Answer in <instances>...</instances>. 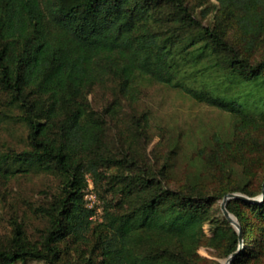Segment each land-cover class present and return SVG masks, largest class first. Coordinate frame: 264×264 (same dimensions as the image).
Instances as JSON below:
<instances>
[{
	"label": "trees",
	"instance_id": "trees-1",
	"mask_svg": "<svg viewBox=\"0 0 264 264\" xmlns=\"http://www.w3.org/2000/svg\"><path fill=\"white\" fill-rule=\"evenodd\" d=\"M217 1L218 21L205 24L186 0H0V88L9 105L19 107L29 143L0 154V177L35 167L63 178L45 208L49 226L41 242H30L17 227L0 247V264H220L197 252L204 223L212 232L208 243L226 257L239 249L229 264H264V199L226 202L241 227V247L238 230L212 215L227 193L260 195L264 172L256 191L172 188L165 167L147 170L128 154H105L102 120L87 98L88 89L107 78L122 94L148 79L217 105L246 132L259 128L264 59L248 53L264 35V0ZM215 139L220 147L207 152V162L225 178L231 162L248 175L264 163V140L252 139L243 151L240 141L228 151L232 138ZM100 165L123 171L109 177L120 185L119 199H110L95 223L85 205V175L93 174L95 184L104 179ZM65 243L75 256L63 258Z\"/></svg>",
	"mask_w": 264,
	"mask_h": 264
},
{
	"label": "rangeland",
	"instance_id": "rangeland-1",
	"mask_svg": "<svg viewBox=\"0 0 264 264\" xmlns=\"http://www.w3.org/2000/svg\"><path fill=\"white\" fill-rule=\"evenodd\" d=\"M186 1L203 23L214 24L218 21L217 0ZM219 22L223 25L224 20ZM227 34L233 39L234 29L229 27ZM248 55L252 60L264 59V35ZM87 98L102 120L101 128L107 143L105 154H128L139 167L147 170L165 167L166 184L172 188H202L209 191L244 185L252 191L259 189L264 163L254 166L253 174L248 175L241 164L231 162L229 177L225 178L209 167L206 155L215 147L219 149L216 137L225 140L232 138L225 150H236L240 141L246 143L242 151L249 150L252 139L264 140V124L246 132L240 129L236 117L217 105L199 103L179 88L148 79L141 80L133 94H122L117 90L116 80L107 78L92 85ZM7 100V93L0 88V154L29 147L28 128L21 119V111L18 106H10ZM249 108L255 110L253 106L249 105ZM99 169L105 171L106 177L96 184L93 174L85 175V205L95 210L96 213L90 215L95 223L102 222L105 204L110 199H119L120 185H114L109 177L123 171L116 166L100 165ZM62 182L59 173L35 167L8 179L0 177V247L8 245L17 227L23 230L30 242H41L49 226L45 208L59 193ZM221 200L213 205L212 215L222 221L226 218L220 207ZM234 221L235 224L228 222L238 230L240 225L236 218ZM202 230L204 242L198 246V254L222 264L227 257L221 249L208 243L212 233L209 223H204ZM63 247L66 250L62 252L64 259L76 255L71 245L65 243ZM15 264L44 262L28 260Z\"/></svg>",
	"mask_w": 264,
	"mask_h": 264
},
{
	"label": "water",
	"instance_id": "water-1",
	"mask_svg": "<svg viewBox=\"0 0 264 264\" xmlns=\"http://www.w3.org/2000/svg\"><path fill=\"white\" fill-rule=\"evenodd\" d=\"M230 198H241V199L249 200L252 202H260V201H262V199H264V187H263L262 193L256 197H248L244 194L236 193V192H230V193H227L224 195V197L221 200V204H220L221 210L223 212L224 217L229 222H231L232 224H235L234 216L231 213H229L228 210L226 209V202ZM240 231H241V227L238 226V233H239V237H240V247H241L242 246V239H241V232ZM238 253H239V249L234 251L230 256H228L225 259L226 261L224 264H229L231 262V260L238 255Z\"/></svg>",
	"mask_w": 264,
	"mask_h": 264
},
{
	"label": "built area",
	"instance_id": "built-area-1",
	"mask_svg": "<svg viewBox=\"0 0 264 264\" xmlns=\"http://www.w3.org/2000/svg\"><path fill=\"white\" fill-rule=\"evenodd\" d=\"M90 195H91V194H90ZM91 196H92V195H91ZM90 208H91V209H93L92 207H90ZM93 210H94V209H93ZM93 213H96V212H95V210H94V212H93Z\"/></svg>",
	"mask_w": 264,
	"mask_h": 264
},
{
	"label": "bare ground",
	"instance_id": "bare-ground-1",
	"mask_svg": "<svg viewBox=\"0 0 264 264\" xmlns=\"http://www.w3.org/2000/svg\"><path fill=\"white\" fill-rule=\"evenodd\" d=\"M226 260L223 261V264L225 263Z\"/></svg>",
	"mask_w": 264,
	"mask_h": 264
}]
</instances>
